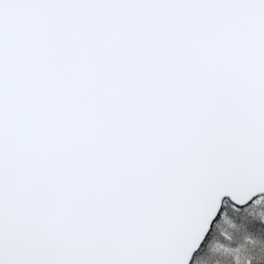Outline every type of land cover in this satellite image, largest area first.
<instances>
[{"label":"snow or ice","instance_id":"obj_1","mask_svg":"<svg viewBox=\"0 0 264 264\" xmlns=\"http://www.w3.org/2000/svg\"><path fill=\"white\" fill-rule=\"evenodd\" d=\"M0 264H264V0H0Z\"/></svg>","mask_w":264,"mask_h":264}]
</instances>
